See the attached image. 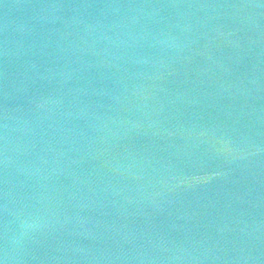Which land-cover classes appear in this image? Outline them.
Returning <instances> with one entry per match:
<instances>
[{
  "label": "water",
  "instance_id": "water-1",
  "mask_svg": "<svg viewBox=\"0 0 264 264\" xmlns=\"http://www.w3.org/2000/svg\"><path fill=\"white\" fill-rule=\"evenodd\" d=\"M0 264H264V0H0Z\"/></svg>",
  "mask_w": 264,
  "mask_h": 264
}]
</instances>
